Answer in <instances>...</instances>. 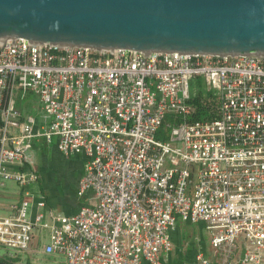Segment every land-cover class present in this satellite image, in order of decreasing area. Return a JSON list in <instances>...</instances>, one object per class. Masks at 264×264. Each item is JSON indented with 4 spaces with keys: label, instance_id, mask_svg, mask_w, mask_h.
Returning a JSON list of instances; mask_svg holds the SVG:
<instances>
[{
    "label": "built area",
    "instance_id": "obj_1",
    "mask_svg": "<svg viewBox=\"0 0 264 264\" xmlns=\"http://www.w3.org/2000/svg\"><path fill=\"white\" fill-rule=\"evenodd\" d=\"M54 139L86 157L88 203L61 214L39 196L33 215L32 148ZM8 182L23 196L0 213V247L31 264H165L179 219L210 234L195 264H264V58L0 42V191Z\"/></svg>",
    "mask_w": 264,
    "mask_h": 264
},
{
    "label": "water",
    "instance_id": "obj_2",
    "mask_svg": "<svg viewBox=\"0 0 264 264\" xmlns=\"http://www.w3.org/2000/svg\"><path fill=\"white\" fill-rule=\"evenodd\" d=\"M0 42L264 58V0H0Z\"/></svg>",
    "mask_w": 264,
    "mask_h": 264
},
{
    "label": "rangeland",
    "instance_id": "obj_3",
    "mask_svg": "<svg viewBox=\"0 0 264 264\" xmlns=\"http://www.w3.org/2000/svg\"><path fill=\"white\" fill-rule=\"evenodd\" d=\"M197 83L198 87L195 86V80L192 81V92L197 89L201 97L205 96L206 84L204 79L199 77ZM26 105L27 108L32 109L30 101ZM204 106L210 110L211 102L206 99ZM30 113L35 114L36 110L33 108ZM166 137L167 132L165 130L157 134L158 139L163 140ZM52 143L55 144L49 146L44 177L42 180L39 179V181L30 184L26 189L33 193H41V187L45 186L48 191V200L54 211L61 214H72L88 201L87 196H79L77 191L80 179L86 172V157L83 154L66 155L58 149L55 139ZM9 183L14 187L16 186L14 183ZM0 201L8 202L9 198H0ZM0 213L3 212L0 211ZM172 237L174 248L164 259L165 264H183L184 262L195 264L199 252L212 253L210 234L201 222H188L179 219L176 229L172 232ZM41 241L47 242L48 237L45 236ZM3 251L4 249L0 247V252ZM41 256L39 261L42 264H66L63 256Z\"/></svg>",
    "mask_w": 264,
    "mask_h": 264
},
{
    "label": "crops",
    "instance_id": "obj_4",
    "mask_svg": "<svg viewBox=\"0 0 264 264\" xmlns=\"http://www.w3.org/2000/svg\"><path fill=\"white\" fill-rule=\"evenodd\" d=\"M51 144H55V143H48L45 140H37L35 142L33 148H32L33 155L35 158V166L38 169V172L40 174V180H42V178L44 177V169L47 167L46 164L48 162V158H47L48 150H49V146ZM11 183H14V182H11ZM45 188H46L45 186L41 187V190H40L41 193L40 192L34 193V194H36V197H34L32 199V204H31V208H30L31 214H33V215L37 211V203L36 202H37V198L39 196H44L47 200L48 207H50L54 210V208L52 207V205L50 204V202L48 200V191ZM49 195H50V193H49ZM22 196H23L22 188L18 187L17 185L14 187V186L10 185V183L8 182L7 188L5 190L0 191V198H9V201L8 202L0 201V211L3 212V214L10 212L9 211L10 203L18 200ZM86 203H88V201L85 202L84 204H82L80 206V208L83 205H85ZM74 213H75V211H74ZM166 257H168V256H163V258H161V261H163V263H164V259H166Z\"/></svg>",
    "mask_w": 264,
    "mask_h": 264
},
{
    "label": "trees",
    "instance_id": "obj_5",
    "mask_svg": "<svg viewBox=\"0 0 264 264\" xmlns=\"http://www.w3.org/2000/svg\"><path fill=\"white\" fill-rule=\"evenodd\" d=\"M199 100L200 98H197V102L199 105L198 114L201 115L206 112L205 110L206 107H204L203 103ZM2 248L4 249V251L0 252V264H31L32 258L30 256L23 255L22 253H17V252L16 254L15 252H12L7 248L4 247Z\"/></svg>",
    "mask_w": 264,
    "mask_h": 264
}]
</instances>
